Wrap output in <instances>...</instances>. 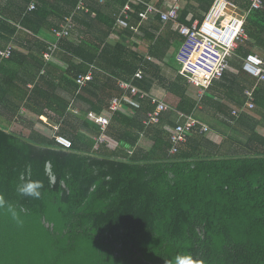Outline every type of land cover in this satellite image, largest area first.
Instances as JSON below:
<instances>
[{
	"label": "trees",
	"instance_id": "1",
	"mask_svg": "<svg viewBox=\"0 0 264 264\" xmlns=\"http://www.w3.org/2000/svg\"><path fill=\"white\" fill-rule=\"evenodd\" d=\"M21 1L23 26L33 34L48 30L53 35L50 30L59 26L51 22L50 6L36 0V10L29 12L32 0ZM79 1L75 0L74 8ZM186 1L179 22L191 26L187 20L191 0ZM195 1L202 21L214 0ZM235 1L241 9L249 8L250 0ZM142 8L137 7L133 15L137 22ZM96 12L94 21H101L102 12ZM83 13L74 21L84 20ZM118 15L102 21L112 29ZM259 16L264 17V11L252 12V19ZM248 33L255 38L249 27ZM58 48L69 66L63 68L45 59L40 62V68L46 66L47 73L60 80L56 85L41 77L30 97L61 117L70 107L75 109L92 136H98L100 130L88 119L89 113L101 114L111 102L102 104L99 73L148 96L142 98L139 93L130 103L125 102L134 113L131 117L123 109L113 113L107 135L117 142L116 149L106 143L94 150L91 137L72 138L65 129L57 133L72 140L71 149L58 146L54 133L25 139L0 127V197L4 202L0 206V264H175L176 257L183 255H191L199 264H264V137L256 131L258 123L229 155L202 152V143L196 138H189L179 153L170 155V129L177 110L193 114L207 94L197 96V102L183 97L177 110L170 109L159 123L146 125L148 114L157 108L150 92L158 75L146 71L147 63L138 52L123 45H105L103 49L94 47L97 54H91L83 41L74 43L69 38L60 39ZM12 58H0L1 69ZM237 62L232 58V67L242 69L243 64ZM85 64L96 65L100 72L80 88L77 78L87 73ZM139 71L142 79L137 77ZM68 88L73 91L69 99L58 94ZM245 90L243 87V97ZM120 93V97L129 95L130 90ZM86 103L90 106L85 107ZM238 105L244 108V98ZM251 111L246 116L258 120L255 109ZM143 136L154 142L150 151L139 146ZM80 144L87 145V150ZM34 180L43 184L38 199L19 191L22 183Z\"/></svg>",
	"mask_w": 264,
	"mask_h": 264
},
{
	"label": "crops",
	"instance_id": "2",
	"mask_svg": "<svg viewBox=\"0 0 264 264\" xmlns=\"http://www.w3.org/2000/svg\"><path fill=\"white\" fill-rule=\"evenodd\" d=\"M43 1L50 6L54 14L51 22H54L55 25L60 26L67 17L73 15V29L76 30L74 33L71 32L69 39L74 43L83 41L89 53L97 54L94 51V47L98 46L103 49L105 45H123L134 52H138L147 63L145 65L146 71L151 75H158V80H156V84L153 86L150 95L168 104L170 109L177 110L183 97L198 101L199 90L190 83L189 75L183 73L181 63L177 59L178 51L184 41L183 36L179 32V27L181 26L179 22L180 18L178 21L166 23L156 17H152L147 21L139 20L137 22V19L133 16L137 14V7H145L144 5H140L143 3H152L163 10H168L173 5L179 4L181 6V15V12L188 5L186 0H152L150 2L138 0L140 1L139 3L131 4L132 9L129 12V18L124 19L126 27L121 26L118 20L122 16L124 7L127 5L124 7L121 5V2L124 0H104L103 3L85 0V9L81 11L73 7L75 0ZM127 3H129V0ZM235 3L238 7L236 15L246 19L248 34V40L240 45L234 56L238 60L237 63L243 64V59L247 52L256 53L264 58V17L259 16L252 19V12H261L264 11V8L251 11V0L250 4L248 1V9H241L236 1ZM23 4L21 0H0V49H5L9 46L13 47V58L12 60L10 59V64L1 69L3 62L0 61V127L19 134L25 139H30L33 135L38 136L39 134H49L52 136L53 133H56V128H59V131L60 129H65L69 137L85 136L91 137L95 141L96 136H92V133L84 128V123L77 118V111L75 109L70 107L68 112L66 111L65 116L61 117L58 114L56 115L55 112L47 110L39 100L30 97L31 91L40 82L41 77L44 76L50 82L54 81L56 85H58L60 79L57 75L48 74L46 66L40 68V62L45 59L44 54L47 44L53 42L55 37L48 30H44L43 33L37 35L28 31L23 26V18L21 17ZM189 5L188 22L201 21L200 12L198 13L197 11L199 4L195 0H191ZM96 10L102 12L101 21L98 22L94 21L97 16ZM82 13L85 19L82 20L81 18L75 22L74 18L79 15L82 16ZM115 13H119L116 25L112 29H109V26L104 24L102 20H106V18L112 20ZM88 14L91 15V18H88ZM248 27L253 30L255 38L250 37ZM13 29L16 30L15 35L10 36ZM50 31L52 32V30ZM58 51L54 53L51 59L45 60L67 68L69 63L62 58L65 54H62L61 50ZM85 55L88 56V53H85ZM72 60L76 64L80 63V60L77 58H73ZM148 64H153L152 66L158 69L151 68ZM85 66L89 68L87 73H92L94 80L95 75L100 71H98L94 64L90 66L85 64ZM99 77L101 78V82L98 84L97 89L99 90V94H102L103 105H106L109 101L112 102L115 98L126 96H119L121 90H127L122 86V81H110L104 73H99ZM243 87L246 88L245 91L253 90L255 93L258 103L256 101L254 112L258 120L245 114L250 111H245L247 99L245 92L244 97L242 95ZM58 94L69 99L73 95V91L70 88L68 90L62 89ZM205 94H207V100L204 103L198 102L194 113L190 114L194 115L202 125L210 128L209 132L204 133V135H201L203 133L197 128L196 132L190 137L199 139L202 143V152L229 155V151L233 152L237 147H240V141L247 139V135L252 132L249 128H253L256 123H258L256 131L264 137V82L249 76L243 69L232 67L231 65L230 70L227 71V76L214 81L205 89L203 95ZM111 97L113 98L111 99ZM243 98L244 108H241L238 103ZM92 99L94 102L98 101V98L93 95ZM127 102L130 103L131 100H127ZM56 104H53V107H56ZM84 106L89 107L90 105L86 103ZM122 109L130 117L134 115L124 104ZM229 110L232 113L235 110L240 111L239 116L232 118ZM42 111H44V115L41 114ZM90 113L107 116L112 120L113 113L110 112V109L104 110L101 114L95 111ZM182 115L187 114L177 110L174 117V125L183 120ZM49 116L55 118V120H51ZM47 126L51 127V134L47 132ZM233 130L238 132L237 137L232 135ZM200 137H203V139ZM106 143H109L110 149H116L117 147V142L111 138L104 144ZM80 145L82 146L81 149L87 150V145ZM139 146L146 151H150L154 146V142L150 138L143 136ZM185 146L183 144V147ZM99 147L100 145L98 147L95 145L94 150H99Z\"/></svg>",
	"mask_w": 264,
	"mask_h": 264
},
{
	"label": "built area",
	"instance_id": "3",
	"mask_svg": "<svg viewBox=\"0 0 264 264\" xmlns=\"http://www.w3.org/2000/svg\"><path fill=\"white\" fill-rule=\"evenodd\" d=\"M103 3L104 0H93ZM138 0H129V3L124 7L122 16L118 19L121 26H127L124 19L129 18L132 3H139ZM145 6L139 12V18L142 21H147L152 17L159 18L162 22L178 21L180 18L181 6L173 5L168 10H163L156 7L152 3H143ZM36 0H32L28 11L36 10ZM264 8V0H251L250 10H261ZM85 9V0H80L77 10ZM238 9L236 3L231 0H214L211 8L206 13L202 21L195 20L191 26L181 25L179 32L183 36L184 41L180 47L177 59L181 63L183 73L189 75L190 83L199 90V97H202L205 89H207L214 81L222 79L227 71L231 68V59L234 58L240 45L248 40L246 29V19L236 15ZM73 15L67 17L63 24L58 28H53L52 33L55 41L48 43L47 51L44 58L49 60L58 50L60 39L70 38L73 29ZM123 17V18H122ZM13 55V47L9 46L5 49H0V58L9 59ZM242 69L251 77L257 78L264 82V58L256 53L250 52L243 59ZM138 78H142V73L137 74ZM93 80L92 73L79 75L77 83L80 87L85 86ZM122 86L130 90V94L125 97L115 98L110 105V112L121 111L123 104L127 100L141 94L142 98L148 96L146 92H141L138 88L122 83ZM247 102L245 104L246 111L256 109L255 93L253 90L245 91ZM152 102L157 105L154 112L148 114L145 120L146 125L157 124L161 120V115L170 110V107L163 101L153 97ZM240 111H233V115L238 116ZM89 119L99 126V135L95 137V145L108 142L110 138L107 136V130L111 123L110 117L100 116L94 113L89 114ZM183 120L179 121L170 129V140L173 144L170 150V155L179 153V149L183 144H186L195 130L199 128L202 133H208L210 128L202 125L194 115H182ZM59 128H56L54 133L55 143L64 148L71 149L72 140L65 135L58 134Z\"/></svg>",
	"mask_w": 264,
	"mask_h": 264
},
{
	"label": "clouds",
	"instance_id": "4",
	"mask_svg": "<svg viewBox=\"0 0 264 264\" xmlns=\"http://www.w3.org/2000/svg\"><path fill=\"white\" fill-rule=\"evenodd\" d=\"M43 184L38 181H27L21 184L19 191L24 195H27L32 198H39L41 196V189ZM3 198L0 197V206L3 205ZM175 264H199L191 255L178 256L175 259Z\"/></svg>",
	"mask_w": 264,
	"mask_h": 264
},
{
	"label": "water",
	"instance_id": "5",
	"mask_svg": "<svg viewBox=\"0 0 264 264\" xmlns=\"http://www.w3.org/2000/svg\"><path fill=\"white\" fill-rule=\"evenodd\" d=\"M48 172L51 175V181L53 183H55L56 182V178L52 175V167H51V164H48Z\"/></svg>",
	"mask_w": 264,
	"mask_h": 264
},
{
	"label": "rangeland",
	"instance_id": "6",
	"mask_svg": "<svg viewBox=\"0 0 264 264\" xmlns=\"http://www.w3.org/2000/svg\"><path fill=\"white\" fill-rule=\"evenodd\" d=\"M167 105H168V104H167ZM237 134H238V132H236V131H234V130L232 131V135H233V136H236V137H237Z\"/></svg>",
	"mask_w": 264,
	"mask_h": 264
}]
</instances>
